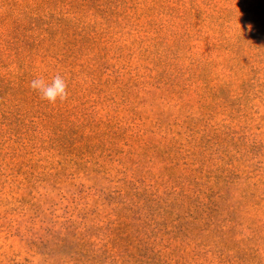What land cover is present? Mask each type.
<instances>
[{
	"label": "rangeland",
	"instance_id": "374dc122",
	"mask_svg": "<svg viewBox=\"0 0 264 264\" xmlns=\"http://www.w3.org/2000/svg\"><path fill=\"white\" fill-rule=\"evenodd\" d=\"M0 264H264V0H0Z\"/></svg>",
	"mask_w": 264,
	"mask_h": 264
},
{
	"label": "clouds",
	"instance_id": "9594fccd",
	"mask_svg": "<svg viewBox=\"0 0 264 264\" xmlns=\"http://www.w3.org/2000/svg\"><path fill=\"white\" fill-rule=\"evenodd\" d=\"M28 86L39 95L41 100L53 105L57 102H66L70 96L67 80L60 73H56L50 80L43 76H36L29 81Z\"/></svg>",
	"mask_w": 264,
	"mask_h": 264
}]
</instances>
